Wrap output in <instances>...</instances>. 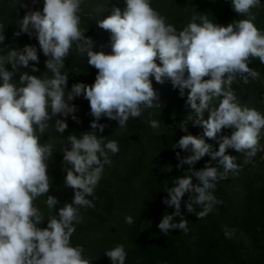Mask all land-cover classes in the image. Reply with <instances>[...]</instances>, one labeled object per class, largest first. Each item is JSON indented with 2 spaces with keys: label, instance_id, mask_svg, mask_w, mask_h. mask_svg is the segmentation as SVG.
<instances>
[{
  "label": "clouds",
  "instance_id": "9594fccd",
  "mask_svg": "<svg viewBox=\"0 0 264 264\" xmlns=\"http://www.w3.org/2000/svg\"><path fill=\"white\" fill-rule=\"evenodd\" d=\"M82 2L43 0L42 12L26 13L20 31L15 33H35L40 50L48 57L46 67L51 77L38 78L23 72L18 87L13 76L21 67H29L30 61L39 62L37 48L25 46L23 50L12 49L7 55H0V264H91L83 256L82 246H72L71 237L75 224L82 219L79 209L95 207L88 197L95 199L94 190L104 167L112 163L109 153L119 152L118 143L98 138L94 133L82 134L80 138L69 135L70 148L66 146L62 152L64 165H71L64 170L65 184L74 190L72 202L59 209L58 217L49 218L44 229L37 227L42 215L34 204L51 187L46 161L53 146L41 144L40 138L49 120L57 114L67 117L76 111L75 105L69 104L75 97L82 95L89 101L95 117L90 126L103 132L106 125L97 123L102 116L118 121L120 128H124L130 118H139L145 110L159 107L150 77L161 84L170 80L182 97L188 90L186 103L196 116L195 124L202 126L203 137L218 143V150L203 137L191 134L181 136L175 143L174 150L189 153L182 158L176 153V167L188 168L184 175L172 178V186L164 190L167 198L163 203L174 208L157 225L165 235L176 229L188 232V221L181 212L185 194L188 198L184 208L188 213L195 212L194 205H203V210L196 213L198 219L206 217L215 204L222 203L213 195L216 183L241 168L236 157L227 154L228 149L244 154L245 164L264 151L260 144L264 115L242 107L234 91L224 88L237 77L244 84L249 83L250 77L259 78V73L248 65L253 58L264 64V32L255 26L256 16L251 11L260 7V0H231L232 9L246 18L227 26L193 15L179 31L151 6V0H126L123 12L114 7L110 15L97 21L100 29L110 33L111 53L94 51L93 40L85 36L86 29L80 27ZM4 39L0 34V42ZM73 45L79 54L86 55L88 65L97 74L91 85L74 84L65 100L68 75L62 69ZM9 63L12 71L5 67ZM32 71L38 68L32 65ZM214 99H218L216 106L212 105ZM206 109L209 115L204 119ZM72 118L77 119L74 115ZM149 124L153 129L160 127V121L155 119L149 120ZM66 128L64 120H56L58 133ZM225 128L233 130L230 136L220 135ZM180 129L187 131L185 123L180 124ZM206 155L211 159L196 170L194 165ZM212 161L223 170L212 166ZM45 203L53 208L58 200L47 195ZM174 217H179V221L174 222ZM125 221L134 223L131 216ZM225 235L231 233L226 231ZM104 255L111 264H125L127 253L120 244Z\"/></svg>",
  "mask_w": 264,
  "mask_h": 264
},
{
  "label": "trees",
  "instance_id": "16d2710c",
  "mask_svg": "<svg viewBox=\"0 0 264 264\" xmlns=\"http://www.w3.org/2000/svg\"><path fill=\"white\" fill-rule=\"evenodd\" d=\"M260 3V7L251 11L256 16L255 26L264 32V0ZM151 6L178 31L189 23L193 15L204 16L210 22L223 26L246 18L232 9L231 0H151ZM81 7L80 27L86 29L85 36L93 40V50L111 53L110 33L100 29L97 21L110 15L114 7L123 12L126 0H83ZM42 9L43 0H0V25H3L0 34L5 37L0 42V55H7L12 49L23 50L25 46H35L38 51V63L30 61L29 67H21L14 74L13 82L18 87L21 86L19 77L23 72L38 78L52 75L46 67L48 57L40 50L35 33L32 36L22 32L15 35L20 31V22L26 13L42 12ZM196 22L200 23V20ZM156 62L160 63L158 59ZM64 63L62 73L68 75L67 100V93L74 84H93L97 70L88 65L86 55L79 54L75 45ZM32 65L38 71L33 72ZM248 66L259 73L258 79L250 77L249 83L244 84L237 77L224 88L230 87L234 91L242 107L255 109L264 115V64L259 58H253ZM5 67L12 71L10 63ZM150 79L159 107L145 110L139 118H130L124 128H120L118 121L102 116L97 123L106 125L104 131L93 130L90 125L95 117L91 114L89 101L82 95L69 102L76 107L74 113L67 117L57 114L47 122L48 127L40 143L53 146L52 155L46 161L51 187L46 196L34 201L42 215L37 227L46 228L49 218L58 217L59 209L74 198V190L65 184L64 168L71 167L63 163L62 149L70 148L67 137L76 135L80 138L82 134L94 133L98 138L115 140L120 150L115 155L109 153L112 163L104 167L102 178L94 190L95 199L88 197L95 207L79 209L82 219L75 224L76 231L71 237L72 246H82L83 256L91 264H111L104 254L120 244L124 245L127 253L125 264H264V151L258 152L250 163L245 164L244 154L228 149L227 154L234 155L241 168L239 172H229L226 179L216 183L213 195L222 203L215 204L206 217L198 219L196 213L203 210V205H194L195 212L188 213L184 208L188 198L185 194L181 212L188 221V232L176 229L165 235L159 231L157 225L163 215L174 211L163 203L167 198L164 190L172 186V178L184 175L188 168V165L176 167L179 163L176 153L179 152L181 158L189 153L179 148L174 150V145L186 134L203 137V128L195 124L196 116L186 103L187 89L182 97L179 88H174L170 80L166 79L161 84L154 77ZM212 105H218V99H214ZM208 115L209 110L206 109L203 118L207 119ZM57 119L67 123L63 133L55 129ZM151 119L160 121V127L153 129L149 124ZM181 123H185L186 132L181 131ZM232 131L225 128L220 135L230 136ZM203 138L218 150L216 141ZM260 144L264 146V130ZM210 159L206 155L194 168H203ZM212 166L223 170L216 161H212ZM47 195L58 200L53 208L45 203ZM128 216L134 223H126ZM178 221L179 217H174V222ZM226 231L231 235L226 236Z\"/></svg>",
  "mask_w": 264,
  "mask_h": 264
}]
</instances>
